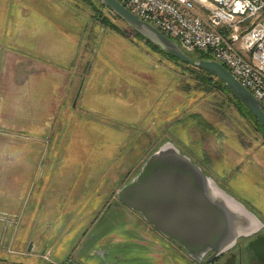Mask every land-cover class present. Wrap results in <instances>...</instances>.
Listing matches in <instances>:
<instances>
[{"label": "rangeland", "instance_id": "1", "mask_svg": "<svg viewBox=\"0 0 264 264\" xmlns=\"http://www.w3.org/2000/svg\"><path fill=\"white\" fill-rule=\"evenodd\" d=\"M93 15L85 0H0V189L25 187L19 211L0 209L17 215L0 221L2 264L102 261L105 236L146 226L116 194L167 141L264 222V132L122 19L118 32Z\"/></svg>", "mask_w": 264, "mask_h": 264}, {"label": "water", "instance_id": "2", "mask_svg": "<svg viewBox=\"0 0 264 264\" xmlns=\"http://www.w3.org/2000/svg\"><path fill=\"white\" fill-rule=\"evenodd\" d=\"M98 1L150 42L222 80L264 126V105L223 64L214 59H193L176 41L140 19L118 0ZM116 195L120 202L137 210L160 232L178 240L188 256L199 264L214 259L238 237L254 235L264 227V222L226 195L213 178L169 141L148 156L139 172ZM244 227L250 230L246 235L238 232ZM31 245L29 243L28 249ZM247 247L264 258V233L251 237ZM209 251L211 255L204 260ZM222 264H236L235 255Z\"/></svg>", "mask_w": 264, "mask_h": 264}, {"label": "built area", "instance_id": "3", "mask_svg": "<svg viewBox=\"0 0 264 264\" xmlns=\"http://www.w3.org/2000/svg\"><path fill=\"white\" fill-rule=\"evenodd\" d=\"M118 1L185 52L223 64L264 105V0ZM15 217L0 211V221Z\"/></svg>", "mask_w": 264, "mask_h": 264}, {"label": "flooded vegetation", "instance_id": "4", "mask_svg": "<svg viewBox=\"0 0 264 264\" xmlns=\"http://www.w3.org/2000/svg\"><path fill=\"white\" fill-rule=\"evenodd\" d=\"M134 210L135 209H133V211ZM139 216L142 217L140 214ZM145 225L143 229H141L142 227H136L133 233L129 231H114V233L124 236V240L120 242H115V240H112L114 238L110 239V237L108 238V236H105L102 242L104 246L100 247L98 251L103 260L91 262V260L88 259V264H165L163 262L167 255H169V251L177 257V264H184L185 258L190 264H199L188 256L183 245L178 240L166 236L152 223L145 221ZM148 232L155 234L158 239L153 241V239L149 237ZM238 232L246 235L250 230L244 227L239 229ZM111 233H113V231ZM257 233H264V227L258 230ZM257 233L246 237H238L228 249L204 264H222L227 259H230L233 254L235 255L236 264H262L264 258L257 256L252 248L247 247L248 240L257 235ZM106 238L110 240L107 241L105 240ZM211 253L212 251L207 252L203 259L206 260ZM62 262L63 264H81L71 259L70 255Z\"/></svg>", "mask_w": 264, "mask_h": 264}, {"label": "trees", "instance_id": "5", "mask_svg": "<svg viewBox=\"0 0 264 264\" xmlns=\"http://www.w3.org/2000/svg\"><path fill=\"white\" fill-rule=\"evenodd\" d=\"M88 4L92 6L94 9V18L98 21H101L102 23H105L106 25H109L111 28L115 29L118 32H122L120 27L118 25H115L112 22V18H119L117 15H115L108 7L100 3L98 0H85ZM132 32L138 36L139 38H142L146 40V42L152 46L153 48L167 54L168 56L176 59L177 61H180L181 64L185 65L186 68H189L193 71L195 75V79L197 81V84L204 89L207 90H217L221 91L225 98L231 102V104L242 114L249 116L253 122L257 125L259 129H261L262 132H264V126H262L258 120L253 116V114L247 109V107L239 100V98L224 84L222 80L217 78L215 75H213L211 72L207 71L204 68L193 66L187 62L182 61L181 59L177 58L173 54L161 49L159 46L155 45L154 43L150 42L147 38L140 35L138 32H136L134 29H131ZM193 59H211V57L195 52L198 54V56L194 57L192 52H187Z\"/></svg>", "mask_w": 264, "mask_h": 264}, {"label": "crops", "instance_id": "6", "mask_svg": "<svg viewBox=\"0 0 264 264\" xmlns=\"http://www.w3.org/2000/svg\"><path fill=\"white\" fill-rule=\"evenodd\" d=\"M19 165V163H17ZM24 174V173H23ZM23 178L21 180H17L16 187L15 183H12V187H8V185L1 186L0 189V209L2 210H9V211H19L20 207L22 206L23 201V195L25 191V187L22 184ZM48 184L46 185V189ZM45 188V186L43 187ZM42 199V198H41ZM43 200V199H42ZM48 201L46 198L43 201ZM37 201V200H36ZM41 201L38 204V201L35 203V206H37L36 210H40L41 208H44V202ZM39 212V211H38ZM5 260L0 259V262H4ZM186 263V262H185Z\"/></svg>", "mask_w": 264, "mask_h": 264}]
</instances>
